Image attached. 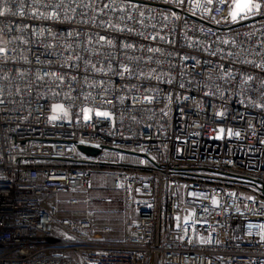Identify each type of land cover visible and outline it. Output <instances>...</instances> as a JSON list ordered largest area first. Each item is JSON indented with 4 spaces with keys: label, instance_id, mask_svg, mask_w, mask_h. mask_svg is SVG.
<instances>
[{
    "label": "built area",
    "instance_id": "2783aa9c",
    "mask_svg": "<svg viewBox=\"0 0 264 264\" xmlns=\"http://www.w3.org/2000/svg\"><path fill=\"white\" fill-rule=\"evenodd\" d=\"M234 2L0 0V264H264V0Z\"/></svg>",
    "mask_w": 264,
    "mask_h": 264
},
{
    "label": "rangeland",
    "instance_id": "374dc122",
    "mask_svg": "<svg viewBox=\"0 0 264 264\" xmlns=\"http://www.w3.org/2000/svg\"><path fill=\"white\" fill-rule=\"evenodd\" d=\"M91 186L88 191V209L94 211L99 225H109L115 232H128L130 215L123 209L120 195L110 188V179L107 175L93 173ZM78 208L61 206V213H77Z\"/></svg>",
    "mask_w": 264,
    "mask_h": 264
},
{
    "label": "snow or ice",
    "instance_id": "6c2138e0",
    "mask_svg": "<svg viewBox=\"0 0 264 264\" xmlns=\"http://www.w3.org/2000/svg\"><path fill=\"white\" fill-rule=\"evenodd\" d=\"M182 2V0H181ZM105 7H107V5H105ZM262 7L261 3L256 2V0H235V4L233 9L231 10V18L233 21L237 20L238 16L242 17V14H248L251 13L254 9L256 11H260ZM0 15H3V12H0ZM243 18V17H242ZM101 39L103 40L104 37H101ZM4 49L0 48V52H3ZM127 70V69H125ZM56 110V109H54ZM98 115H107V113H98ZM55 117H53L54 119ZM85 118L87 119V115L85 116ZM213 203H215V201H213Z\"/></svg>",
    "mask_w": 264,
    "mask_h": 264
},
{
    "label": "water",
    "instance_id": "95a60500",
    "mask_svg": "<svg viewBox=\"0 0 264 264\" xmlns=\"http://www.w3.org/2000/svg\"><path fill=\"white\" fill-rule=\"evenodd\" d=\"M234 4H235V2H234ZM234 4L232 5V7H231V9H230V12H229V15H228V18H227V22H232V21H233L232 18H231L230 13H231V10H232L233 7H234ZM237 26H239V24H238ZM78 150H79L80 152H83V153H86V154H89V155H93V154L95 153L94 150H90V149H86V148H82V147H78Z\"/></svg>",
    "mask_w": 264,
    "mask_h": 264
}]
</instances>
